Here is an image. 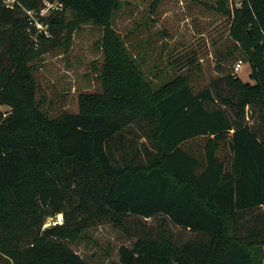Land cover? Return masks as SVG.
<instances>
[{
	"label": "trees",
	"instance_id": "obj_1",
	"mask_svg": "<svg viewBox=\"0 0 264 264\" xmlns=\"http://www.w3.org/2000/svg\"><path fill=\"white\" fill-rule=\"evenodd\" d=\"M49 1L62 7L39 15L46 33L27 12L41 0H0V264H94L71 243L131 215L162 216L208 241L144 232L120 246L122 264H263L264 219L247 234L240 221L264 208V127L251 121L255 105L264 115V0L210 5L251 66L253 81L225 75L237 97L222 79L197 91L182 74L155 87L112 25L121 0ZM86 23L105 28L102 89L53 117L33 61Z\"/></svg>",
	"mask_w": 264,
	"mask_h": 264
},
{
	"label": "rangeland",
	"instance_id": "obj_2",
	"mask_svg": "<svg viewBox=\"0 0 264 264\" xmlns=\"http://www.w3.org/2000/svg\"><path fill=\"white\" fill-rule=\"evenodd\" d=\"M216 2L121 0L112 25L155 87L182 74L188 77L191 86L197 91L222 79L223 83L220 84H225V91L237 97V90L230 88L225 75L232 72L238 59L243 58L244 67L236 73L244 81H253L250 77L251 66L229 36L227 17L210 7ZM55 9L50 6L49 0H41L37 12L45 16L47 21ZM40 22L45 25L44 21ZM63 35L66 36L65 33ZM104 35L105 28L101 26L81 24L68 42L50 49L33 61L38 100L51 116L77 112L80 93L102 89L100 75L105 58ZM192 56L197 57L198 66L188 65V59ZM0 108L4 110L8 106L0 104ZM252 111L255 113L251 121L255 119L258 127H264V115L260 107L255 105ZM259 219H264V208L241 219V232L247 234ZM63 220L64 215L58 214L50 218L47 225ZM163 230L179 244L208 241L206 235L193 234L162 216L145 219L131 215L125 220L124 226L103 221L87 227L71 245L94 264H122L119 254L121 245L133 244L144 232L159 238Z\"/></svg>",
	"mask_w": 264,
	"mask_h": 264
},
{
	"label": "built area",
	"instance_id": "obj_3",
	"mask_svg": "<svg viewBox=\"0 0 264 264\" xmlns=\"http://www.w3.org/2000/svg\"><path fill=\"white\" fill-rule=\"evenodd\" d=\"M7 2L8 5L10 6H14L17 3V0H5ZM233 1V0H231ZM236 6H240L242 4V0H236ZM232 3V2H231ZM50 6H53V8H58V7H62L61 3H53L49 1ZM233 5V4H232ZM27 12L29 15H31L34 18H37L38 20H36V27L39 30H46V33H48V24H43L42 22H40L41 20H39V15H41L40 13L37 12V10H29L27 9ZM244 60L243 58H240L236 61V63L234 64V71L235 72H240L243 67H244Z\"/></svg>",
	"mask_w": 264,
	"mask_h": 264
}]
</instances>
